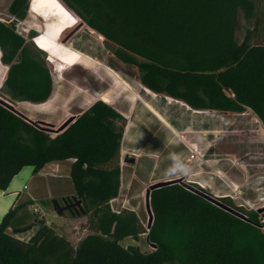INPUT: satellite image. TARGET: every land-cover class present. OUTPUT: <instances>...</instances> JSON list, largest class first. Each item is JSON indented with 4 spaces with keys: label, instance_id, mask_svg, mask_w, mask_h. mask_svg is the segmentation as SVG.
Segmentation results:
<instances>
[{
    "label": "trees",
    "instance_id": "obj_1",
    "mask_svg": "<svg viewBox=\"0 0 264 264\" xmlns=\"http://www.w3.org/2000/svg\"><path fill=\"white\" fill-rule=\"evenodd\" d=\"M29 1L13 0L10 14L23 18ZM61 1L117 47L115 57L138 70L147 90L194 111L250 110L264 126V45L251 44L249 36L241 43L236 39L240 13L247 20L255 16L254 0ZM0 51L8 67L2 83L6 96L35 107L51 100L54 84L46 64L2 22ZM107 96L55 137L0 105V191L6 192L25 167L38 174L48 164L72 161L75 196L95 232L74 247L41 224L26 242L16 236L36 221L28 204L15 206L0 223V264H264V233L256 213L243 221L182 184L151 192L149 231L132 210L112 213L109 203L121 189L125 119ZM143 234L156 246L152 253L121 245Z\"/></svg>",
    "mask_w": 264,
    "mask_h": 264
},
{
    "label": "rangeland",
    "instance_id": "obj_2",
    "mask_svg": "<svg viewBox=\"0 0 264 264\" xmlns=\"http://www.w3.org/2000/svg\"><path fill=\"white\" fill-rule=\"evenodd\" d=\"M12 2L0 0V22L14 28L26 42L31 56L46 64L54 90L51 100L42 107L11 100L2 92L7 69L2 65L0 51V99L55 137L70 119L78 118L93 104L104 102L100 98L108 95L109 105L125 119L119 156L124 188L118 200L120 205L124 203L130 209H137L147 231L146 196L137 197L136 194H141V180L150 174L153 177L178 174L176 180L180 184L194 188L199 187L190 183L207 187L203 180H212L227 188L230 199L235 202L230 199L231 202H223L216 196L224 193L213 194L205 189L218 201L246 216L258 209L264 217V134L252 111L246 110L243 114L200 112L164 95H156L140 84L139 72L134 66L115 57L117 47L89 29L63 1L31 0L23 18L10 14ZM254 2L253 19L247 20L242 13L239 15L236 39L241 43L249 36L251 44L264 45V0ZM114 84L123 92L116 90ZM135 100L139 103L130 107ZM141 102L149 104L172 130L148 112ZM87 103L90 105L86 107ZM127 159H134L135 163H126ZM68 167L70 163L63 164L66 173ZM131 176L134 182L128 192L126 181ZM58 187L73 193L65 202L76 197L69 183L63 181ZM53 200L64 206L62 199L54 197ZM3 204L1 200L0 207ZM23 204L29 205L28 212L36 221L34 230L20 236L24 240L41 224L54 229L74 247L88 235L95 234L89 216H72L65 212L59 217L50 199L40 203L45 207V214L38 207H32V202L21 200L16 206ZM122 246L137 247L144 254L153 252L147 234L137 241L127 239Z\"/></svg>",
    "mask_w": 264,
    "mask_h": 264
},
{
    "label": "crops",
    "instance_id": "obj_3",
    "mask_svg": "<svg viewBox=\"0 0 264 264\" xmlns=\"http://www.w3.org/2000/svg\"><path fill=\"white\" fill-rule=\"evenodd\" d=\"M5 67H7V66H5ZM138 103H139V101L135 100L131 103L130 107L133 108ZM141 103L148 110V112H150L154 117H156L159 121H161L169 129L172 130V128L169 126V124L166 122V120L162 116L158 115L155 112V110H153V108H151L149 106V104H146L145 102H141ZM255 117L257 118L258 122H260V126H261L260 131L264 134V126H263L262 122L259 120V118L256 115H255ZM65 163H70V166H71L72 161L48 164L38 174H34V169L32 167L23 168L21 170V172L12 180L8 190L6 192L0 191V201L2 200V202H4V204L0 207V223L4 217L3 215L5 213H7V211H9L11 208H14L19 203V201H21V200H23V202H25V203L26 202L34 203L32 205V207H35V208L38 207L39 209H41V212L44 214H45V212H44L45 207L40 203H42V202L44 203L45 200L50 199V200L54 201L53 198L56 197L58 200L62 199L65 202L67 197H69V195L73 194L71 192L68 193L67 191H64L58 187V185L59 184L61 185L63 181L66 183H69L71 186H73L72 182L70 180V168L68 167L67 173H66V170L65 171L63 170L64 169L63 164H65ZM218 174H219V172H218ZM122 175H123V173H122ZM177 176H178V174L173 175V176L172 175H165V176H161V177H153V175L150 174L147 178H145L144 180H141L143 190H142L140 195L136 194V196L137 197L138 196L142 197L144 195L146 196L147 190L152 185L175 181ZM263 179H264V177H263ZM133 182H134L133 176H131V178L126 181V188H127L128 192L132 188ZM203 182H205L207 184V187H204L207 191H210L213 194H215L217 192H222V193H224V195H218L216 197L223 200V202H231V201H229L230 197L228 195L229 192H228L227 188L224 189V188L220 187L217 183H215L212 180L207 181V179H204ZM54 185H56V188ZM123 188H124V181H123V177L121 176L120 193L122 192ZM236 190H234V191H236ZM120 193H119V196H120ZM119 196H118V198H119ZM230 200H232L233 203L235 202V201H233V199H230ZM125 207H126V209L132 210L134 212H136V210H137V209L132 208V207H131V209H130V207L129 208L127 206H125ZM32 230H34V228H32L30 231H32ZM21 235H23V234H21ZM21 235H17L16 237L23 240V241L28 242L29 239L34 235V233L31 236H29L26 240L22 239L20 237ZM128 239H131V238H128ZM122 243H121V245H122Z\"/></svg>",
    "mask_w": 264,
    "mask_h": 264
},
{
    "label": "water",
    "instance_id": "obj_4",
    "mask_svg": "<svg viewBox=\"0 0 264 264\" xmlns=\"http://www.w3.org/2000/svg\"><path fill=\"white\" fill-rule=\"evenodd\" d=\"M31 1V0H30ZM29 1V2H30ZM84 25V24H83ZM83 25H80V27H83ZM65 41V40H64ZM65 43V42H64ZM0 105H2L4 108H6L7 110H9L10 112L14 113L15 115L19 116V117H22L24 118L25 120H27L28 122L32 123L33 125H35L37 128L43 130L45 132V129L41 128L39 125H37V123L27 119L23 114L17 112L15 110V108L2 101L0 99ZM77 118H74V119H70L67 123H65L63 125V127L59 130V132H57V134H60L61 132H63L70 124H72ZM126 163H130V164H133L135 163V160L134 159H127L125 161ZM172 182H176V183H179V180H175V181H172ZM172 182H167V183H159V184H155V185H152L148 190H147V193H146V205H147V213L149 215V222H148V231L151 229L152 225H153V221H154V217H153V213L151 211V207H150V194L153 190L155 189H158V188H162L164 187L165 185L169 184V183H172ZM184 187L192 192V193H195L197 194L198 196L202 197L204 200L208 201L209 203L217 206L218 208L230 213L231 215L243 220V221H248V219L241 213H239L238 211H235L233 210L232 208H230L229 206L221 203L220 201H218L215 197H213L212 195H210L209 193H207L205 190L203 189H200V188H194L192 186H189V185H184ZM65 206L61 207L60 204L57 202V201H53V208H54V211L55 213L59 216V217H63L65 212H69L72 216H83L85 215V211L83 209V206H82V202L80 200H78L76 197H74L71 201L69 202H64ZM147 240H148V237H147ZM151 247L153 248V250H156V246L155 245H151Z\"/></svg>",
    "mask_w": 264,
    "mask_h": 264
},
{
    "label": "built area",
    "instance_id": "obj_5",
    "mask_svg": "<svg viewBox=\"0 0 264 264\" xmlns=\"http://www.w3.org/2000/svg\"><path fill=\"white\" fill-rule=\"evenodd\" d=\"M190 184L195 185V186H198L200 189L205 190V188L202 185H200V184H194V183H190ZM109 206H110V210L114 214H119L121 210L126 209V207H125L126 205L124 203H122L120 205V202H119L118 198L111 200L110 203H109ZM240 207L243 208L242 205ZM254 212L258 215L259 225L257 226V228L261 232L264 233V217H263L262 213L258 209H256ZM244 216L248 219V217L246 215H244Z\"/></svg>",
    "mask_w": 264,
    "mask_h": 264
},
{
    "label": "flooded vegetation",
    "instance_id": "obj_6",
    "mask_svg": "<svg viewBox=\"0 0 264 264\" xmlns=\"http://www.w3.org/2000/svg\"><path fill=\"white\" fill-rule=\"evenodd\" d=\"M67 202H69V201H67ZM64 206H65V204H64Z\"/></svg>",
    "mask_w": 264,
    "mask_h": 264
},
{
    "label": "snow or ice",
    "instance_id": "obj_7",
    "mask_svg": "<svg viewBox=\"0 0 264 264\" xmlns=\"http://www.w3.org/2000/svg\"><path fill=\"white\" fill-rule=\"evenodd\" d=\"M34 2H35V0H34Z\"/></svg>",
    "mask_w": 264,
    "mask_h": 264
},
{
    "label": "bare ground",
    "instance_id": "obj_8",
    "mask_svg": "<svg viewBox=\"0 0 264 264\" xmlns=\"http://www.w3.org/2000/svg\"><path fill=\"white\" fill-rule=\"evenodd\" d=\"M207 144V143H206Z\"/></svg>",
    "mask_w": 264,
    "mask_h": 264
}]
</instances>
